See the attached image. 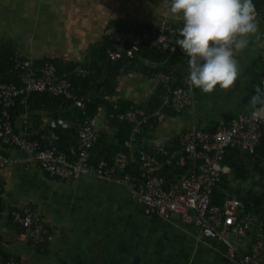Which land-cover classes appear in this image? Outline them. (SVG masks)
Returning <instances> with one entry per match:
<instances>
[{
    "label": "crops",
    "instance_id": "crops-1",
    "mask_svg": "<svg viewBox=\"0 0 264 264\" xmlns=\"http://www.w3.org/2000/svg\"><path fill=\"white\" fill-rule=\"evenodd\" d=\"M179 21L165 0H0V45L9 43L14 52L35 62L47 59L88 65L108 42L103 34L106 26L129 23L142 28L165 22L173 27ZM257 23L258 32L236 55L239 75L234 85L227 90L216 87L210 93L196 88L191 111L175 114L166 110L167 117L140 133L135 147L152 151L160 145L174 150L181 132L227 125L254 107L249 100L259 85L262 68V23ZM138 59L130 68L125 64L128 69L117 77L109 101L144 105L153 91L151 70L158 67L179 76L189 71L188 59L178 55L167 63ZM94 117L97 133L106 134L109 143L114 129L107 123L104 108ZM73 120L70 115L58 121L65 127ZM35 122L41 127L55 123L46 110H31L16 118L15 128L28 136L29 131L38 132ZM0 151L18 160L0 169L3 205L31 206L52 235L51 240L32 246L22 228L3 218L0 261L12 257L19 264H240L226 258L221 241L200 238L198 229L177 215L168 219L146 216L122 185L90 176L61 181L35 165H24L16 149L0 144ZM102 152L94 150L93 158L103 159ZM249 240L250 236L240 241V251L246 250Z\"/></svg>",
    "mask_w": 264,
    "mask_h": 264
},
{
    "label": "built area",
    "instance_id": "built-area-1",
    "mask_svg": "<svg viewBox=\"0 0 264 264\" xmlns=\"http://www.w3.org/2000/svg\"><path fill=\"white\" fill-rule=\"evenodd\" d=\"M169 3V0H165ZM256 19L261 21L256 11ZM262 23V21H261ZM180 20L169 27L165 22L135 29L126 23L127 29L106 26L103 34L109 43L107 57L111 61L133 58L140 45L154 48L169 56L188 59L176 45ZM261 61L259 85L264 86V24L260 33ZM9 60L17 83L3 82L0 77V144L16 149L23 155L24 165H35L54 179L68 182L81 176H90L101 182H114L124 186L131 199L146 216L168 219L177 215L184 223L198 229L200 238L217 239L225 246V256L240 264H264V233L260 228L254 230L251 216L244 213V203L234 198H225L220 205L211 204L213 188L221 176L229 173L223 163L228 148H237L253 153L256 145L264 137V102L256 104L245 114H240L212 130L191 128L181 132L176 138V149L168 150L156 146L152 151L144 146L135 147V134L140 127L164 120L169 108L179 114L191 111L196 98L188 80V73L178 77L172 73L153 71L149 75L152 89L161 88V107L147 113L142 107L130 104L117 115L132 125V134L125 140L123 150L116 151L110 161H93L92 148L97 140L95 117L88 113L82 98L75 93L71 77H87L94 69L75 64L68 70H57L55 65L45 59L39 63L21 57L14 52ZM48 93L72 102L78 111L76 139L71 146V158L60 152L56 146L58 135L50 124L40 134L39 139L31 140L16 132L11 124L10 108L16 100L26 105L28 94ZM61 124V121H57ZM64 127V125H62ZM66 127V126H65ZM18 162L0 151V169ZM138 166V173L132 175L129 168ZM170 166L171 178L167 179L162 170ZM9 220L23 229L32 246L52 239L51 233L42 224L39 215L29 206H4L0 191V220ZM233 236V240L229 239ZM250 236L248 247L240 251V241ZM0 264H19L14 258L1 260Z\"/></svg>",
    "mask_w": 264,
    "mask_h": 264
},
{
    "label": "trees",
    "instance_id": "trees-1",
    "mask_svg": "<svg viewBox=\"0 0 264 264\" xmlns=\"http://www.w3.org/2000/svg\"><path fill=\"white\" fill-rule=\"evenodd\" d=\"M255 10L260 14L261 21L264 24V0H253ZM117 29H127L126 23L113 25ZM138 29V28H135ZM109 43L95 52V59L91 64L85 65L94 69V73L87 77H71V83L75 93L79 98H82L88 113L95 116L99 108H104L107 116L108 125L114 129V133L107 142V136L104 133H97V140L92 148L91 154L96 149H100L103 159L110 161L111 156L119 150H123L124 141L128 140L132 134V125L124 120H119L117 115L125 111L132 102L118 100L117 102L109 101V98L114 94L116 87V79L122 73L121 71L134 66L138 62V58H147L155 63H167L171 56L167 53L160 52L154 48H149L145 45H140L133 58H121L119 60L111 61L107 57V48ZM14 53L13 48L9 43L0 45V77L3 82H15L14 73L12 72V64L9 57ZM51 61L57 70H68L75 64H63L55 60ZM39 63V62H37ZM125 64H129L126 68ZM84 65V64H83ZM144 68V72L147 70ZM153 71L167 72L166 69L156 68ZM180 77L179 75H177ZM192 91L196 89L191 86ZM163 90L159 87L153 89L148 102L144 105H137L142 107L147 113L161 107V97ZM73 108V109H72ZM165 113L169 108H162ZM31 110H46L51 118L54 120L53 130L58 135L56 146L58 150L64 153L67 158H71L70 149L76 139V122L79 116L77 109L72 105V102L65 100L62 97L50 96L48 93L32 92L28 94L26 105L16 100L13 107L10 108V119L13 129L15 128V120L22 114ZM74 119L70 125L63 127L58 124L59 119L68 120L69 116ZM37 117V116H36ZM37 119V118H36ZM35 130L38 132L29 131L27 138L31 140H38L40 134L48 125L40 126L39 122H35ZM148 128V125L140 127L138 134H135V142L140 139V136ZM212 130V129H209ZM141 133V135H140ZM105 144V146H103ZM93 158V154H92ZM101 158H93L96 161ZM223 163L229 167V173L221 176L220 181L213 188L211 195V204L220 205L225 198H234L241 200L244 203V213L249 214L253 220L254 230L260 228L264 233V137L256 145L253 153H247L237 148H228L225 152ZM138 166L133 164L129 171L132 175L138 173ZM173 168L164 166L162 170L163 175L168 179L171 178L170 172ZM232 181L250 182L247 189L241 187H234Z\"/></svg>",
    "mask_w": 264,
    "mask_h": 264
},
{
    "label": "clouds",
    "instance_id": "clouds-1",
    "mask_svg": "<svg viewBox=\"0 0 264 264\" xmlns=\"http://www.w3.org/2000/svg\"><path fill=\"white\" fill-rule=\"evenodd\" d=\"M169 12L181 20L176 45L188 57V80L203 93L230 89L239 75L236 55L258 32L253 0H169ZM264 102L257 85L249 103Z\"/></svg>",
    "mask_w": 264,
    "mask_h": 264
},
{
    "label": "rangeland",
    "instance_id": "rangeland-1",
    "mask_svg": "<svg viewBox=\"0 0 264 264\" xmlns=\"http://www.w3.org/2000/svg\"><path fill=\"white\" fill-rule=\"evenodd\" d=\"M232 185L234 187H241L245 190L250 186V182L249 181L247 182L232 181Z\"/></svg>",
    "mask_w": 264,
    "mask_h": 264
}]
</instances>
